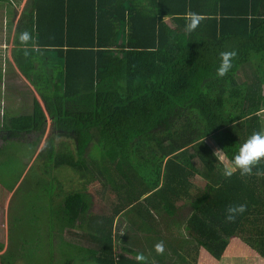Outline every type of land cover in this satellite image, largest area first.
Wrapping results in <instances>:
<instances>
[{
  "label": "trees",
  "instance_id": "obj_1",
  "mask_svg": "<svg viewBox=\"0 0 264 264\" xmlns=\"http://www.w3.org/2000/svg\"><path fill=\"white\" fill-rule=\"evenodd\" d=\"M193 15L198 26L186 33ZM24 31L27 42L18 39ZM12 42L54 133L75 139L72 149L50 136L39 155L50 151L55 167H71L81 179L78 193L65 198L61 228L84 225L96 244L44 264H142L137 254L143 264H175L179 252L170 245L151 253L154 263L143 250L120 249L127 242L115 219L129 209L143 220L151 211L172 217L183 201L193 208L186 229L194 249L220 260L230 241L243 239L264 261V160L251 175L226 177L212 148L231 164L239 146L263 132L264 0H26ZM224 52L235 55L218 77ZM45 111L36 101L32 114L11 119V137L41 129L40 140ZM92 182L104 198L118 192L113 216L89 212ZM240 204L245 212L226 221L227 209Z\"/></svg>",
  "mask_w": 264,
  "mask_h": 264
},
{
  "label": "rangeland",
  "instance_id": "obj_2",
  "mask_svg": "<svg viewBox=\"0 0 264 264\" xmlns=\"http://www.w3.org/2000/svg\"><path fill=\"white\" fill-rule=\"evenodd\" d=\"M25 3L26 0H17V2L11 3V6L0 3V107L5 105V109L10 111V113L6 112L3 115L4 113L0 109V128L8 132L9 136L15 130L10 120L22 116L20 114L22 110H19L18 113H11L13 108L11 109L9 102L17 103L18 106L25 105L27 94L24 89L27 87L24 86L25 82L16 73V70L12 69L11 62L9 63V50L12 48L10 39L14 25L11 29L5 25L9 21L16 24ZM11 10H15L14 13L18 12L17 16H12ZM166 21L170 24L168 19ZM246 76L252 77L250 68L246 71ZM238 78L239 80L244 79L241 76ZM262 118L264 132V113ZM36 131H41V129ZM55 135L57 136L54 142L56 147H59L60 143H66L72 149L75 148L74 138L66 137L63 134L58 135L54 133L53 128L46 135V141L50 136ZM27 138L30 139V137ZM31 138L37 142L36 137L31 136ZM22 142L19 139L9 143V146L15 156L28 164L31 162L32 153L36 151L29 144L24 146ZM212 148H215L216 151L219 150L217 154L220 161L229 166L230 164L225 159L223 152L215 145H212ZM43 154L42 157L38 158V163L31 167L25 176V181L15 191L14 198L10 203L7 224L11 240L7 242L6 246L0 245V250L6 251L5 255H0V264H44V259L56 263L57 260H70V257L76 254L77 248H96V244L88 237L93 232L88 231L84 225H78L72 230L65 228L66 230L64 229L62 233L63 221L59 216L64 213L62 208L65 198L69 194L78 193L82 186L81 179L71 167H55L50 151H45ZM54 167L57 170L54 171ZM16 170L12 160L0 151V179L3 181L2 183L9 187L13 186L18 180ZM193 183L200 189L205 187V181L201 178H195ZM101 189L99 183L92 182L87 185L86 194L91 197L92 201L89 212L112 215L114 205L117 206L119 203V200L117 201L118 192L116 189L111 190L110 197L104 198ZM50 193L54 194L51 200L52 204L49 198ZM40 210H43V213L36 214ZM176 210L177 213L172 217H167L165 213L151 211L152 219L148 218V220L136 218L138 214L135 209L134 211L129 209V211L122 213L120 218H116V232L119 236H123V240L127 243L120 249L132 247L143 250L150 259L154 246L157 243H162L163 247L170 245L179 252L175 257V264H264L258 253L246 247V242L243 239L230 241L224 256L220 260L213 259L204 249H194L193 241H191L188 229H186L188 217L193 212L192 205L189 202H178ZM135 219H137V223L132 222ZM48 235L49 237H47ZM151 243H153L152 246ZM45 247L47 248L44 249ZM151 261L154 263L152 257Z\"/></svg>",
  "mask_w": 264,
  "mask_h": 264
},
{
  "label": "crops",
  "instance_id": "obj_3",
  "mask_svg": "<svg viewBox=\"0 0 264 264\" xmlns=\"http://www.w3.org/2000/svg\"><path fill=\"white\" fill-rule=\"evenodd\" d=\"M21 12H22V10H21ZM20 15H19V17H20ZM19 17H18V19H19ZM15 28H16V24L14 23V29L12 30L11 39H10V45L12 46V48L9 50L10 56L8 57L10 61L8 60V58H7V61H9V63L11 62L10 65L12 66V69L14 71L16 70V73H18L19 77L22 78L25 82L24 86H26L27 89H24V90L26 91V94H27V96H26L27 97V101H26L27 103L25 105L18 106L17 103H12V101H11V102H9V105L11 106V109L13 108L11 113H18L19 110H22L21 111L22 113H20L21 115H30L33 112L34 103L36 101L42 106L44 111H45V105H44V102H43L42 98L40 97L38 91L36 90L35 86L32 84L31 81H29L24 76L22 71H20V69L18 68V66L16 65V63L14 62V59L12 57V49L14 47L12 41H13V37H14ZM0 68H1V66H0ZM21 85H23V82H21ZM30 105L32 106L31 108H30ZM1 106L2 107H0V109L3 111V113H4L3 115H5L6 112L10 113V111H7L5 109V105H1ZM46 116H47L46 125L44 127V130L40 133V134H42L40 140H38V138H39L38 132H33L31 135H27V136L25 134H23L20 137L12 138L11 136H9L8 132H6L5 130L0 128V146H1L0 151L5 153V156L8 159L12 160V162L15 164V168L17 169L16 174L18 176V180L13 184V186H10V187L3 184L2 183L3 181H1V179H0V245H2V246H6L8 244L7 242H9L11 240L10 239L9 226L7 223L9 221L8 218H9L10 203L12 201V198H14V193L17 189L20 188V185L22 184V182L25 181V176L31 170V167L34 164L38 163V158H40L39 155L42 153V150L46 146V142H47L46 141V135L50 133V130L52 128V119L48 116L47 112H46ZM31 136L36 137V140L38 143L37 146L34 145L35 141L32 140L34 138H31ZM27 137H30V139H28ZM19 139H21V141H23L22 144L24 146H25V144H29L31 146V148H35L36 152L32 153L31 162H29L28 164H25L17 156H15L13 154L12 148H10V146H9V143L17 141ZM215 151H216V149H215ZM216 156H218V158H219V155L217 153H216ZM224 157H225V155H224ZM225 159L227 160L226 157H225ZM227 162H228V160H227ZM227 167H231V164L229 166L226 165V168ZM55 170H57V168L54 167V171ZM196 178H201V177L196 176ZM53 195H54L53 193H50V196H49L50 202L53 198ZM51 204H52V202H51ZM41 213H43V210H40L39 212H37V214H41ZM51 214H52V212H51ZM121 216H122V214H120L118 217L120 218ZM116 226H117V223L115 220V227ZM76 227H78V226H76ZM66 228H69V227H66ZM75 228H72V229H75ZM62 231H64V229H62ZM5 253H6V251H4L3 249L0 250V255H5Z\"/></svg>",
  "mask_w": 264,
  "mask_h": 264
},
{
  "label": "clouds",
  "instance_id": "obj_4",
  "mask_svg": "<svg viewBox=\"0 0 264 264\" xmlns=\"http://www.w3.org/2000/svg\"><path fill=\"white\" fill-rule=\"evenodd\" d=\"M199 19L195 15L185 25V32L191 33L198 26ZM18 39L21 42H27L31 39L30 34L24 31L19 34ZM234 52L221 53L220 62L216 68V75L223 77L232 67V57ZM219 150L215 151L217 153ZM264 160V132H254L251 134L238 148L235 154L232 156L231 167L224 169V175L230 177L235 170L239 171L241 176L251 175L253 169ZM259 172V169H256ZM245 212V206L243 204L230 206L227 209L226 221L233 222L237 216ZM118 217V216H117ZM116 217V218H117ZM116 220V219H115ZM154 250L159 254L163 252L162 243H157L154 246ZM136 260L138 262H145L146 258L143 254H137Z\"/></svg>",
  "mask_w": 264,
  "mask_h": 264
},
{
  "label": "water",
  "instance_id": "obj_5",
  "mask_svg": "<svg viewBox=\"0 0 264 264\" xmlns=\"http://www.w3.org/2000/svg\"><path fill=\"white\" fill-rule=\"evenodd\" d=\"M18 12H15V16H17Z\"/></svg>",
  "mask_w": 264,
  "mask_h": 264
}]
</instances>
